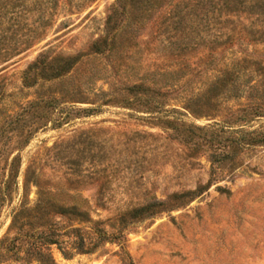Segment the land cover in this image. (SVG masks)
Listing matches in <instances>:
<instances>
[{"label":"rangeland","instance_id":"rangeland-1","mask_svg":"<svg viewBox=\"0 0 264 264\" xmlns=\"http://www.w3.org/2000/svg\"><path fill=\"white\" fill-rule=\"evenodd\" d=\"M174 2L134 22L127 8L116 25L132 22L130 40L101 51L92 44L116 0L62 3L42 38L0 62V264H264V142H251L264 136V75L206 94L232 59L264 65V44H209L196 21L167 26ZM42 54L72 63L24 80ZM140 82L160 94L129 91ZM154 200L166 202L158 214L120 221ZM71 205L91 220L62 213Z\"/></svg>","mask_w":264,"mask_h":264},{"label":"trees","instance_id":"trees-1","mask_svg":"<svg viewBox=\"0 0 264 264\" xmlns=\"http://www.w3.org/2000/svg\"><path fill=\"white\" fill-rule=\"evenodd\" d=\"M94 0H0V41L5 39L9 32L10 43L4 46L0 45V62L10 59L11 57L30 48L36 41L43 37L46 28L49 27L62 3L70 11L79 12L83 7L89 5ZM165 0H116L112 4L109 13L106 16L104 33L99 36L92 44L95 51H101L103 47L111 49L119 39L126 41L130 37L125 34L131 33V23L142 18V12L150 8H161ZM171 5V4H170ZM174 9L167 13L164 24L167 26H176L185 23V20L201 25L204 30L198 33L199 39L208 40L209 44H231L234 40H242L251 44H264V0H175ZM130 13L132 22H127L125 26L116 25V18L120 13ZM7 26L4 28V26ZM173 25V26H172ZM175 29V27H174ZM206 32L205 34H203ZM125 33V34H124ZM203 39V40H204ZM188 46L187 43L179 45V50L184 51ZM216 46V45H215ZM214 46V47H215ZM213 51V47H209ZM177 63L183 64L180 59L183 57L177 55ZM55 62L47 61L45 54H42L35 62L31 63L24 75V80L29 77L28 73L33 71V75L40 74L44 79H52L62 76L72 63L70 60L63 65H55ZM251 72L253 74L264 75V65L251 55L236 57L224 64L220 68L214 82L208 87L209 96H216L219 93L238 91L241 85V76ZM254 87V86H252ZM129 91L142 92L143 94L151 92L160 94L159 89L145 86V83L132 84ZM205 95V94H204ZM41 99L29 102L30 107L39 106ZM44 100V106L50 104ZM251 142H264V136L252 139ZM18 167L14 172L16 178ZM188 193L182 194L184 198ZM192 194V193H191ZM180 202H183L181 200ZM166 206L165 201L154 200L142 204L132 205L123 212H120V221L123 224L128 222L139 221L144 218L153 217L161 212ZM173 206H175L173 204ZM62 213H73L79 216L80 221H90V218L83 217L84 212L77 210L75 205L70 207H61ZM20 212V211H19ZM14 214L12 225L17 222L18 213ZM77 232L79 228L72 229ZM101 239L107 240V233L103 230L99 232ZM49 239L48 243H57ZM81 240V238H80ZM82 243H76V247ZM80 252H88L89 249H78ZM46 254V253H45ZM52 262L50 255H47Z\"/></svg>","mask_w":264,"mask_h":264}]
</instances>
